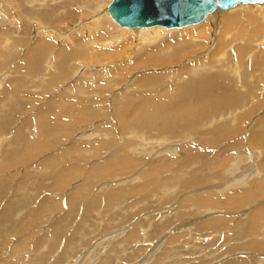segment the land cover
I'll use <instances>...</instances> for the list:
<instances>
[{"label": "rangeland", "instance_id": "obj_1", "mask_svg": "<svg viewBox=\"0 0 264 264\" xmlns=\"http://www.w3.org/2000/svg\"><path fill=\"white\" fill-rule=\"evenodd\" d=\"M111 2L0 0V264H264V16Z\"/></svg>", "mask_w": 264, "mask_h": 264}, {"label": "water", "instance_id": "obj_2", "mask_svg": "<svg viewBox=\"0 0 264 264\" xmlns=\"http://www.w3.org/2000/svg\"><path fill=\"white\" fill-rule=\"evenodd\" d=\"M242 3L264 0H112L108 11L122 26L177 28L204 20L217 8L229 9Z\"/></svg>", "mask_w": 264, "mask_h": 264}, {"label": "bare ground", "instance_id": "obj_3", "mask_svg": "<svg viewBox=\"0 0 264 264\" xmlns=\"http://www.w3.org/2000/svg\"><path fill=\"white\" fill-rule=\"evenodd\" d=\"M252 5V6H241V5ZM253 4H255V5H263L264 3H242V4H238V5H236V6H234V7H231V8H229V9H232V8H235V7H237L235 10L233 9V10H230V11H232L231 13H236V12H245V13H241V17H243L244 19H245V22L248 24V25H251L252 23H254V22H256L257 20H260V18L262 17V16H264V6H261V7H257V6H253ZM238 6H240V7H238ZM106 7V6H105ZM246 7H256L257 9H259V15H258V12L257 11H255V12H253V11H251L250 9H248V10H246ZM229 9H221V8H217L214 12H212V13H210V14H208L207 16H206V18L204 19V20H202V21H199V22H197V23H193V24H190V25H187V26H183V27H177V28H168V27H165V26H161V25H156V26H150V27H128V26H122V25H119L118 23V25L120 26V27H126V28H129V30L128 29H124V30H126V31H128V32H134V33H140L139 34V36H140V38H142V37H144V35H145V33L147 34V35H150L151 34V32H154L153 34L154 35H157V34H165V32H167L166 30H165V28H167V29H174V31L173 32H170V33H178V31L180 32V31H184L185 29H188V28H192V27H202V26H204V25H207L202 31H199L198 32V35L199 36H203L204 35V31H206V33H208V32H211V29L209 28L208 29V25H212L213 26V24H212V21L213 22H215V24H217L218 25V21H217V18L218 17H220V20H219V24H221V26H222V28L225 30V31H230V30H232V28L234 29V27H233V25L236 23V19L231 15V13L230 14H227V15H223V14H221V13H219L220 11H226V10H229ZM104 10H105V8H104ZM222 11V12H223ZM235 11V12H234ZM98 12V11H97ZM107 13L110 15V17L113 19V17L111 16V14L109 13V11H108V8H107ZM106 14V13H105ZM104 14V15H105ZM221 14V15H220ZM104 15H102V17H104ZM114 20V19H113ZM115 21V20H114ZM262 22H264L263 20H261ZM116 22V21H115ZM196 24V25H195ZM184 27H186V28H184ZM134 29H138V31L137 30H135V31H132V30H134ZM141 29V30H140ZM256 31H262L263 30V27H262V24L261 25H257V27L256 28H254ZM168 30V31H169ZM176 30V31H175ZM169 33V32H168ZM190 39H192V42H193V44H194V42L196 41H198L197 43H200V42H202V38H198V37H190ZM189 39V40H190ZM194 40V41H193ZM191 41V40H190ZM244 48H246L247 49V46L246 47H244ZM240 50V49H239ZM243 50V49H242ZM244 51V50H243ZM38 55V54H37ZM219 67H220V65H219ZM227 78V77H226ZM171 149V148H170ZM222 163V162H221ZM253 172V171H252ZM260 172V171H259ZM258 172V170L255 172V173H259ZM234 181H236V180H234ZM233 182V181H232ZM233 184H234V182H233ZM228 188V187H227ZM208 200V199H207ZM110 256V255H109Z\"/></svg>", "mask_w": 264, "mask_h": 264}]
</instances>
